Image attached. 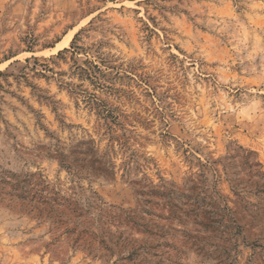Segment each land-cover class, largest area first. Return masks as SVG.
Segmentation results:
<instances>
[{"label":"rangeland","instance_id":"374dc122","mask_svg":"<svg viewBox=\"0 0 264 264\" xmlns=\"http://www.w3.org/2000/svg\"><path fill=\"white\" fill-rule=\"evenodd\" d=\"M0 264H264V0H0Z\"/></svg>","mask_w":264,"mask_h":264},{"label":"bare ground","instance_id":"6f19581e","mask_svg":"<svg viewBox=\"0 0 264 264\" xmlns=\"http://www.w3.org/2000/svg\"><path fill=\"white\" fill-rule=\"evenodd\" d=\"M0 66H1V64H0Z\"/></svg>","mask_w":264,"mask_h":264}]
</instances>
